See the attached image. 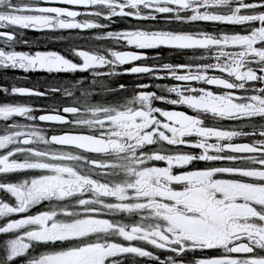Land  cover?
Returning a JSON list of instances; mask_svg holds the SVG:
<instances>
[{
  "label": "snow or ice",
  "instance_id": "1",
  "mask_svg": "<svg viewBox=\"0 0 264 264\" xmlns=\"http://www.w3.org/2000/svg\"><path fill=\"white\" fill-rule=\"evenodd\" d=\"M0 69V264H264V0H0Z\"/></svg>",
  "mask_w": 264,
  "mask_h": 264
},
{
  "label": "flooded vegetation",
  "instance_id": "2",
  "mask_svg": "<svg viewBox=\"0 0 264 264\" xmlns=\"http://www.w3.org/2000/svg\"><path fill=\"white\" fill-rule=\"evenodd\" d=\"M128 27L126 22H121L119 24L113 25L114 30H119L122 28ZM179 28L185 30H191L188 28L187 25L178 26ZM214 30V29H209ZM24 39L30 41V45L20 44L17 46V50L19 51H57L62 54H68V47L70 45H81L85 49H92L95 50L97 42L94 41L89 35L86 33L78 34L77 30H66L64 32L63 39H54L50 33L45 32H38L34 30H25L24 32ZM117 50H132V49H123L117 46ZM150 57L156 56V50H146ZM161 60L164 62H171V63H183L186 62L188 57L181 56L165 50L161 57ZM153 60H149L148 63H152ZM140 63V62H135ZM123 68L129 67V65L122 66ZM88 73H74V74H60V79L64 81H74L81 76H88ZM120 82H124L129 85H133L140 81L136 80L135 77L131 75H121L119 77L114 78ZM59 81H54L49 78V74L44 72H27L25 73L23 70L19 69H0V85H11L16 84L21 87H36L43 90L47 86L57 83ZM144 82L149 83H172L171 81H147ZM13 99L12 97H4L0 95V103H4L8 100ZM20 99H27L30 103L35 105L36 107H47V108H54L58 105H62L67 103L66 98H61L59 95L50 96L47 98H20ZM161 107H165L168 109H175V110H182L188 111L189 114H192L190 110L183 108L181 106H172L166 104H160ZM207 123H212V121H207ZM227 124V122H225ZM158 166H165L164 162H156ZM125 264H133V261L130 259L125 262Z\"/></svg>",
  "mask_w": 264,
  "mask_h": 264
}]
</instances>
